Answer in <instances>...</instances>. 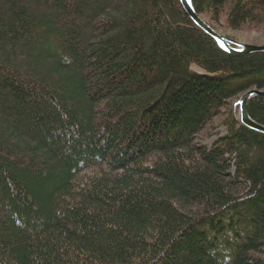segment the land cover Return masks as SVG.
<instances>
[{"label":"trees","instance_id":"obj_1","mask_svg":"<svg viewBox=\"0 0 264 264\" xmlns=\"http://www.w3.org/2000/svg\"><path fill=\"white\" fill-rule=\"evenodd\" d=\"M190 1L264 27V0ZM251 89L264 52L180 0H0V264H264Z\"/></svg>","mask_w":264,"mask_h":264},{"label":"water","instance_id":"obj_2","mask_svg":"<svg viewBox=\"0 0 264 264\" xmlns=\"http://www.w3.org/2000/svg\"><path fill=\"white\" fill-rule=\"evenodd\" d=\"M184 10L189 15L191 20L200 28H202L208 35L218 41L223 50L229 53H252V52H264V45L256 44H242L235 40L215 32L208 24H206L201 18L195 13L190 0H180ZM257 96L259 99L264 101V90L251 89L242 94L237 101L240 110V121L245 126L264 133V126L253 121L247 114L246 104L250 97Z\"/></svg>","mask_w":264,"mask_h":264},{"label":"rangeland","instance_id":"obj_3","mask_svg":"<svg viewBox=\"0 0 264 264\" xmlns=\"http://www.w3.org/2000/svg\"><path fill=\"white\" fill-rule=\"evenodd\" d=\"M259 8H258L257 14L264 17V8H262V9H259ZM220 31L227 33V34H230L231 36L236 38V40H235L236 42H239L242 44L264 45V27H262V29H258V30L245 29L243 31H234V30L220 29ZM241 96L242 95H240L239 97H237L236 100H234L235 101L234 104H237V101L239 100V98ZM238 113L240 115L239 109H238ZM216 130H218V132L219 131L223 132L224 128L222 126H220ZM210 142L211 141H208V143H210Z\"/></svg>","mask_w":264,"mask_h":264}]
</instances>
